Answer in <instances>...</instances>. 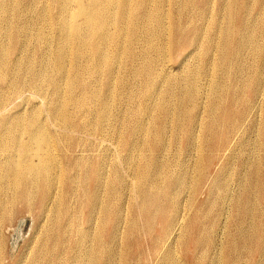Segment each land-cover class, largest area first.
<instances>
[{
    "label": "bare ground",
    "instance_id": "6f19581e",
    "mask_svg": "<svg viewBox=\"0 0 264 264\" xmlns=\"http://www.w3.org/2000/svg\"><path fill=\"white\" fill-rule=\"evenodd\" d=\"M76 1L75 18L72 20H65L61 24L56 23L54 26L55 30L59 31V34L53 42L55 49L57 50L53 53L52 59H46L44 50L38 48V60L35 63L33 60L22 59L25 52V43L22 39L23 36L27 35L28 32L32 30L29 28L30 24H25L22 21V15L20 14L19 16L14 17V19L7 14L14 10L13 7L17 0H0V67L2 68L0 83L7 89V93L5 94H3L0 89V111L4 110L8 103L9 107L14 100L24 97L23 94H25L24 92L27 86H33L36 89L43 90L49 83V80L52 79L54 80L52 87L55 98L50 113L56 126L63 129V131L59 133L48 131L43 127L44 125L41 126L38 124L36 118L37 112L31 114L27 119H24L20 112L22 108H19L22 104L15 106L9 113H5L0 117V152L4 153L2 159H0V195H3V197H0V226L4 219H6L7 212L5 210H8L9 205L13 206L19 203L26 204L29 208V213H32L33 207L37 206L40 211L39 216L41 223L48 218L50 219L49 228L46 229L44 227L46 230L41 236L35 235L36 237L32 238V245L29 247L30 251L27 256L28 260L25 259L27 260L25 261L22 259L15 264H70L72 261L77 262V264H106V259L109 258V256L110 258L115 257V254H109L106 253L105 250L103 251V249L100 248V243H102L103 248L110 249V246H112V240L115 236H113V232L110 233L108 229L110 227L113 228L114 226L121 225L126 218H124L121 213V207L116 206L111 208L108 202H103L101 188H105L104 186H106L103 181V163L98 161L92 166L89 161H86L82 163V165L79 156L74 157L71 152V155L69 156L67 151H71V144L74 142V131L84 126L87 115L86 108L90 103H93L97 108V122L94 123H97L96 127L100 131L104 129L106 121H111V119H109L112 115L111 106L114 104L112 100L115 97L116 92V88H114L115 80L117 78H115V72L117 65L120 64L121 60L127 59L128 61L133 62L136 58L141 57L142 66L140 68H135L134 73L144 77L147 90L150 86H155L157 84L159 73L156 66L162 65L165 62L164 60H166V58H162V56H164L163 50L160 49L150 38L145 39L146 47L142 52H136L134 47L138 42V40L135 39L140 34L141 30L147 34H153L154 37H160V33L166 28L167 22L165 21V15H163L162 7L160 5L154 4V6H152L151 0ZM52 2H62V11L66 10L65 7H70L71 4V0H53ZM221 7L222 5H220V9ZM210 10L209 1L205 0L200 7L201 17H206L207 14L210 13ZM52 12V9L46 5L43 11H40L38 16L40 24L43 23L41 21L45 20L46 15H49ZM57 12L60 13L61 10ZM180 14H182V12ZM56 16L54 18H56ZM171 22L172 24L176 23L173 39H178L181 47L180 49L190 48L191 50L189 54L194 53L198 49L200 40L203 39L202 36L206 35L204 34L206 28L202 27L200 24L191 23L193 35L190 38L191 34L187 32L188 30L185 26L180 24L174 18H172ZM151 25L153 26L151 27ZM227 28L228 29L225 32L220 31V33H218L217 30L219 35L217 34L218 36H215L212 39L210 37L208 39L210 40V47L215 45L217 49L219 48L221 51V59L216 64V68H218L217 65L226 66L227 73H225L229 81V83L225 85L224 83L223 85L220 84L222 87L217 85L219 84L218 81L217 84L214 82V94L215 92L216 94L218 93L219 97L209 103V116L203 123V118L194 113L193 107H186L184 105V99H182L180 100L173 117H171V119H175L177 123L185 121L188 131V138L186 140L188 146H190L196 136H198L194 132L193 126L197 123H199L198 125H203V132L205 133L203 135V144L201 148L199 149L197 146L199 149L197 154L198 159H196L197 161L195 164H186L187 167H185L184 177L178 176L175 173L177 165H175L173 161L169 159V161H167L160 156L162 153H165L163 130L167 120L170 118L169 113L165 111V106L163 104H159L158 102V104L151 102L144 103V106L150 107L153 112L159 110L164 115L159 117L158 121H156V129L154 133L150 132V127L147 123L140 125L145 139L142 141L144 144L141 145L148 146L151 155L146 158L141 165L139 163V165L137 164V176H135L138 179L136 180L138 183L137 188L139 189L137 193L142 197V200L137 204H134L133 213H135V216L130 220L129 230L135 231L137 229V235L141 234L142 231L138 230L137 215L143 217L145 219L144 226L146 227V234L153 236L157 231L156 235H154L156 239L153 247L156 253L160 254L162 258L161 263L163 264L171 262L170 259L175 248H171V240H175L177 243H180L181 246L183 244L184 246L182 247L187 248L188 243L193 244L195 250H199L201 245L205 243L202 242V239L210 233L209 239L206 241L207 248L205 249L204 254L209 253V248L213 245V238L210 230L215 226L216 217L202 212L204 209H209H202V206H197L196 200H194L193 205H190V209L193 213L191 216L190 214L185 215L182 213V193L187 188L185 180L189 177H197L195 181L196 184L192 187V190L198 197L201 192V185L207 178V171L214 160L215 155L217 157L219 155L218 152H224L223 156L220 158L223 161L225 154L230 152L232 136L237 135L240 129L244 126L253 110L254 102L258 99L259 91L256 88H252L250 90L251 93L249 94L250 102L243 105L244 101H242V98L237 97V94L240 93V88L237 86V83L234 82V86L230 88V48L236 49L235 46L237 45V49H240L241 47H246L248 43L242 44L238 41L240 35L236 37L235 33L240 30H230V16ZM36 38L40 40L39 42L42 45L48 44L47 36H45L43 32L40 33V29L38 31V37ZM76 42H80L77 49L74 52L65 53V49L70 44H75ZM49 47H51V42L49 43ZM164 48H166V46ZM153 52L156 53V56H152ZM208 52V49L204 52L205 56H207ZM262 53L264 58V48H262ZM184 63H186V60ZM88 73L101 75L103 77V86L99 88L93 87L91 80L86 76ZM165 73L163 72V74ZM213 77H215V75ZM187 80L190 83L188 87L191 86L190 92H192V95L195 92L193 88L195 84L194 82L189 81V78H187ZM65 83L67 84V90L69 93L67 99H65L64 95ZM78 91H80L79 94L77 93ZM175 93L173 95H175ZM208 99L209 98H207V100ZM203 102L204 100H202V103ZM230 102L233 103V108H230ZM240 104L241 107L239 108L238 105ZM205 108L203 107L202 110ZM90 117H92L91 114ZM149 120L150 118L148 121ZM25 122H27V127L21 128L22 124ZM170 123L172 124V122ZM120 124L121 123L118 125ZM109 127L112 129V126ZM113 127H115V125H113ZM170 127L171 126H169V130ZM55 130L58 129L55 128ZM129 130L133 132L135 128L130 126ZM199 130H197V133H199ZM83 132H85V130ZM93 134L95 135L96 133L94 132ZM109 135L110 134H108V136ZM49 138L57 139L62 144V152H64L67 163L64 167L58 166L60 165V161H58L59 159L57 160L54 153L49 151ZM102 140L100 139L98 141L100 142ZM109 141L111 142L112 140L109 139ZM32 143L33 146L31 148ZM124 143L128 150H131L134 147V141L126 140ZM78 144L81 143L78 142ZM100 147L102 146L100 145ZM19 148L20 150H18ZM168 149L170 150V146ZM194 151L192 152L194 153ZM87 154H89V152ZM165 155L166 154H164V156ZM194 155L196 154L194 153ZM92 158L93 157H91V159ZM106 158L108 159V157ZM137 158H139V156ZM228 159H230L229 155L226 157L223 164ZM135 160L137 161L138 159ZM106 164L107 163H105V165ZM223 164L220 171H224ZM132 166L134 167V165ZM81 167L84 169H80ZM124 167L125 166H123V168ZM227 168H229L228 164H226L225 170ZM78 169L83 170L82 173H78L81 181L83 183H90V190L93 192V196L90 198L83 197L85 194L84 192L81 193V195H83L81 196L82 200L91 206L90 211L94 215V218L92 219L88 217L82 218L84 217L82 216L83 210L79 209V207L74 208L72 205V199L78 197L77 191L79 192V186H81L76 181V176L72 174V170ZM53 172L57 175V178L60 179V182L62 181V196L60 201L58 186L55 183L56 177L53 176ZM60 175H64L63 177L66 181L62 180ZM91 177H93V180ZM215 179L216 178L213 179L212 183ZM249 183L254 185V181H249ZM190 184L192 185V182ZM83 189V186H81L82 191ZM134 189L136 190V188ZM181 189L184 190L181 195H178L176 192ZM240 196L236 199L235 204L238 208L239 214H241V218L254 215V207L256 206V203L250 198L249 190H246V193L243 194L244 197ZM211 201L212 198L209 197L207 202ZM61 203H63L64 207L60 206ZM104 204H107L105 209L102 208ZM210 211L211 210H209V212ZM158 222L161 223V228L159 230L156 229V224ZM81 223H83L82 228ZM96 223L99 225L98 235L93 236L89 231L96 227ZM258 226H262V223L259 222ZM198 237L201 238V240ZM228 237L230 241L229 247L231 256L230 253L227 254V259L225 261L226 264L230 263V258L232 260L237 259L238 255L246 249L250 251L254 250L256 252L263 249L262 254L260 252L258 253L261 256H264V243L262 241L264 237L258 236L256 239H253L254 247L249 246V241H252V237L250 236L241 235L236 237L231 236L229 233ZM137 238L135 240H137ZM36 243L37 246H35ZM173 246L175 245L173 244ZM80 251L84 253L83 257L79 256ZM217 255L219 254L217 253ZM167 258L169 261H167ZM3 261L4 258L0 253V264H3ZM214 261H216L217 264V259ZM191 263L200 264L199 261H196L195 257H193Z\"/></svg>",
    "mask_w": 264,
    "mask_h": 264
},
{
    "label": "rangeland",
    "instance_id": "374dc122",
    "mask_svg": "<svg viewBox=\"0 0 264 264\" xmlns=\"http://www.w3.org/2000/svg\"><path fill=\"white\" fill-rule=\"evenodd\" d=\"M52 1L53 0H17V2H15V6L13 7L14 10L11 9L13 11L7 13L8 15H10V17H13L12 19H14V17L19 16V14L22 15V21L25 24L29 23V28L33 30L32 31L29 29V32L31 33L28 32L29 35L27 34L23 36L22 40L25 43V52L22 56V59L33 60L36 63L38 60V48H42L44 50L46 59H52L53 53L57 50L55 49V45L53 44V42L56 40L59 34V31L55 30V24H61L65 20H72L75 18L77 2L76 0H71L70 7H65L66 10L64 11H62V2L53 3ZM151 1L152 6H154V4H158L162 7V13L163 15H165V21L167 22L166 28L163 30L162 33H160V37H154L153 34H147L143 30H141V36L139 34L138 37L135 39L138 40V42L134 47L136 52H142L146 47L145 39L150 38L154 43L157 44L160 49L163 50L164 56H162V58H166V60H164L165 64L163 63L162 65L156 66L159 73V80L157 84L155 86H150L147 90L144 77L134 73L135 68H140L142 66L141 57L136 58V60H134L133 62H130L127 59L121 60L120 64L117 65V69L115 72V78H117L115 80L114 88H116V92L115 97L112 100L114 104H112L111 106L112 115L109 118L111 119V121H106L104 125L106 128L104 127V129L100 131L96 127L97 123H94L97 122V108L93 103H90L89 106H87L86 108L87 115L84 122V126L74 131V142L71 144V151H67V153L69 154V156L71 155V153L74 157L79 156L81 158V164L86 161H89L92 166L98 161H101L103 163V181L106 185L104 186L105 188H101L103 202H108L111 208L116 206L121 207V213L124 218H126L121 225L114 226L113 228L110 227L108 229V231L110 233L113 232L112 234L113 236H115L112 240V246H110V249L105 247L103 248L102 243H100V248L103 249V251L105 250L106 253L115 254V257L110 258L109 256V258L106 259V264H163L161 263L162 258L160 254H157L153 247V244L156 239L154 235H156L157 231L154 233L153 236L146 234V227L144 226L145 219L140 215H137L139 227L138 230H141L142 233L137 235V229L135 231L129 230L130 220L132 217L134 218L135 216V213H133L134 204H137L142 200V197L139 195V193H137L139 190L137 188L138 183L136 181L138 179L137 177H135L137 176V164L139 163L141 165L144 160L151 155L148 146H142L144 144L142 141H144L145 139L143 135L144 133L142 132L140 125H142L143 123H147L150 127V132L154 133L156 129V121H158L159 117H162L164 115L159 110L153 112L150 107H145L144 103L158 102L159 104H163L165 106V111L169 113L170 118L169 120H167L163 130L165 140V153H162L160 156L162 159H165L167 161H173L175 165H177L175 168V173L178 176L184 177L185 167H187L186 164H195L197 161L196 159H198V150L203 144V135L205 133L203 132V125H198L199 123H197L195 126H193L194 132L198 136H196V140L194 139L191 145L188 146L186 141L188 138V131L186 128L185 121L177 123L175 119H171V117H173V114L176 111L180 100L184 99V105L188 108L193 107L194 113L197 116L203 118L202 121L204 123L206 118L209 116V103L214 99H218L219 97L218 93L216 94L215 92L214 94V82L217 84L218 81L219 84L217 85L220 87H222L221 85H223V83L224 85L229 83L226 76V66L217 65L218 68H216V64L221 59V51L219 50V48L217 49L215 45H212L210 47V40L208 39L210 37L212 39L213 37L218 36V33H220V31L225 32L228 29L227 27L230 16V30H240L235 33L236 37L240 35L238 41H240L242 44L248 43L246 47H241L240 49H237V45L235 46L236 49L230 48V88L234 86V82L237 83V86L240 88V93L237 94V97L242 98V101H244L243 105H246L248 104V102H250L249 94L251 93L250 90L252 88H256L259 91L258 99L254 102L253 110L251 111V114L248 120H246L244 126L240 129L237 135L232 136L230 152L225 154V158L223 159V161L220 158L223 156L224 152H218L219 155L217 157L215 155L214 160L210 164L209 169L207 171V178L205 181H203L201 185V192L199 193L198 197L192 190V187L196 184L195 181L197 177H189L188 179H186L185 183L187 184V188L185 190L181 189L176 192L178 195H181L184 190V192L182 193L183 212L181 211L183 214H190V216L193 214L190 209V205H193L194 200H196L197 206H202V209L208 208L212 211L209 212V210L204 209L202 210V212L208 213V215L211 214V216L216 217L215 226L210 230L211 236L213 238V245L209 248V253L204 254L205 249L207 248L206 241L209 239L210 233H208L202 239V242L205 243L201 245L199 250H195V246L193 244L188 243L187 248L182 247L184 246L183 244L181 246L180 243H177L175 240H171V248H175L174 253L172 254L170 259L171 262L167 263L192 264L191 261L193 257H195L196 261H199L200 264H216V261H214L215 259H217V264H226L225 261L227 259V254L230 253L231 256V251L229 247L230 241L228 237L229 233L231 236L236 237L241 235L252 237V241H249L250 247H254L253 239H256L258 236L264 237V58L262 53V48H264V0H208L209 8L211 10L206 17H201L200 13L201 4L204 3L205 0ZM45 4L48 5V7H50L53 12L49 15H46L45 20L41 21L43 23L40 24V22L38 21V16L40 11H43V9L45 8ZM220 5H222L221 9ZM60 10V13L57 12ZM29 12L32 13L30 14ZM181 12L182 14H180ZM11 13L13 16L11 15ZM55 16L56 18H54ZM172 18H174L180 24L187 28V32L191 34L190 38L193 35L191 23L200 24L202 25V27L206 28L204 30V34L206 35L203 34V39L200 40L201 44L199 43L198 49L194 53L189 54L191 50L190 48L180 49L181 47L179 45L178 39H173L176 23L172 24ZM152 26L153 25H151V27ZM39 29L40 33L43 32L45 36H47L48 44L42 45L39 42L40 40L36 38L38 37ZM24 39L26 40V42ZM50 42L51 47H49ZM79 44L80 42L70 44L65 49V53L74 52ZM165 46L166 48H164ZM207 49L209 52L207 56H205L204 52ZM152 56H156V53L153 52ZM184 59L186 60V63H184ZM166 64L168 67L166 66ZM183 64H185L186 66ZM163 65L166 67H164ZM163 72L166 73L163 74ZM1 74L2 68L0 67V75ZM213 74L215 75V77H213ZM86 76L91 80V84L93 87L99 88L103 86V77L101 75L88 73ZM186 77L189 78V81H192L195 84V86L193 87L195 92L193 91L194 93L192 95V92H190L191 86L188 87L190 83L188 82ZM53 82L54 80L50 79L49 83L47 84L48 86L46 85L44 87V91L42 89H36L33 86H27L25 88V94H23L24 97L14 100L9 107L8 103L7 107L4 110L0 111V117L5 113H9L15 106L22 104L19 108H22L20 112L24 119H27L28 117H30L31 114L37 112L36 118L38 124H40L41 126L44 125L43 127H45L48 131H51L52 133L62 132L63 129H60L59 126H56V123L52 120L50 113L55 98V94L52 87ZM0 89L2 90L1 92L3 94L7 93V89L1 83ZM77 93L79 94L80 91H78ZM174 93L175 95H173ZM64 95L65 99L69 97L66 83L64 85ZM156 95L159 98H157ZM207 98L209 99L207 100ZM202 100H204L203 103ZM203 107L206 108L202 110ZM238 107L240 108L241 104L238 105ZM230 108H233V103L231 102ZM201 113L203 117L201 116ZM90 114L92 117H90ZM149 118L150 120L148 121ZM113 121L116 123H114ZM170 122H172V124ZM119 123H121V128L120 125H118ZM113 125H115V127H113ZM109 126H112V129ZM130 126H133V128H135L133 132L129 130ZM169 126H171L170 130ZM25 127H27V122L23 123L21 126V128ZM54 127L58 130H55ZM84 130L85 132H83ZM197 130H199V133H197ZM94 132L96 133L95 135L93 134ZM91 134L94 137H92ZM108 134L111 135H109L110 138ZM100 139L106 140H102L99 142L98 140ZM109 139L112 141L110 142ZM126 140L134 141V147L132 148L134 153L132 149L128 150V148L126 147L124 143V141ZM49 142V151H52L54 153L55 158H57V160L59 159L58 161H60V165L58 166L64 167V165H66L67 163L64 152H62V144L54 138H49ZM78 142H80L81 144H78ZM33 143L31 145V148L33 146ZM99 144L102 147H100ZM169 146L170 150L168 149ZM197 146L199 147V149ZM18 150H20V148ZM192 151H194L196 155H194ZM88 152L89 154H87ZM166 152L168 153V155ZM164 154L166 155L164 156ZM3 155L4 153L0 152V159H2ZM228 155L230 159H228L223 164ZM138 156L139 158L141 157L140 160L139 158H137ZM91 157L93 158L91 159ZM106 157H108V159ZM128 159L130 160V162ZM135 159L138 160L136 161ZM105 163L107 164L105 165ZM222 164L224 171H220ZM226 164H228L229 168L225 170ZM132 165H134V167ZM123 166L125 167L123 168ZM80 169L84 168L81 167ZM80 169L72 170V174L76 176V181L79 185L83 186L84 189L82 191L81 186H79L80 190L79 192L77 191L78 197L76 199H72V205L74 208L79 207V209L83 210L82 216L84 217L82 218L88 217L92 219L94 218V215L90 211L91 206L88 205L87 202H84L82 200L81 196L83 195H81V193L84 192L85 196L83 197L90 198L93 196V192H91L90 190V183H83L81 181V178L79 177L78 173H82L83 170ZM53 176L56 177L55 183L58 186V195L60 197V201L62 196V181L60 182V179L57 178V175H55L54 172ZM60 176L62 177V180L66 181V179H64L63 177L64 175ZM214 178L216 179L212 183ZM91 179L93 180V177H91ZM249 181H254V185L250 184ZM191 182L192 185L190 184ZM127 185H129L130 187ZM134 188H136V190ZM246 190H249L250 198H252L253 202L256 203V206L254 207L255 214L249 215L245 218H241V214H239L235 201L237 198H239L240 195V197H244L243 194L246 193ZM0 197H3V195H0ZM209 197L212 198L211 202H207ZM60 206L64 207L63 203H61ZM106 206L107 204H104L102 208L105 209ZM5 211L7 212L6 219H4L2 223V227L0 226V253L1 256L4 258L3 264H15L18 261H21L22 259L28 260L27 256L30 251L29 247L32 245V238L36 237L37 235L41 236V234L47 228H49L50 219L48 218L45 221H42L41 223V219L39 216V208L37 206H34L32 214L29 213V208L24 203H19L13 206L9 205L8 210ZM257 216L259 219L257 218ZM259 222L262 223V226L260 227L258 226ZM82 225L83 223H81V228ZM98 227L99 225L96 223V227L93 230L89 231V233H91L93 236L98 235ZM160 228L161 223L158 222L156 224V229L159 230ZM136 238L137 240H135ZM199 239L201 240V238ZM262 241L264 243V239H262ZM173 244L175 246H173ZM35 246H37V243L35 244ZM262 250L263 249H260L258 250V252L262 254ZM258 252L246 249L238 255L237 259L232 260L230 258V263L228 264H264V256H261ZM217 253L219 255H217ZM83 255L84 253L80 251L79 256L83 257ZM167 261H169L168 258ZM70 264H77V262L72 261Z\"/></svg>",
    "mask_w": 264,
    "mask_h": 264
}]
</instances>
